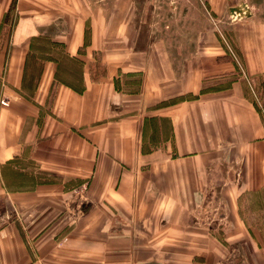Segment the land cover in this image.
<instances>
[{"label": "crops", "instance_id": "1", "mask_svg": "<svg viewBox=\"0 0 264 264\" xmlns=\"http://www.w3.org/2000/svg\"><path fill=\"white\" fill-rule=\"evenodd\" d=\"M199 1L186 53L148 0H0V264H264V21Z\"/></svg>", "mask_w": 264, "mask_h": 264}, {"label": "rangeland", "instance_id": "2", "mask_svg": "<svg viewBox=\"0 0 264 264\" xmlns=\"http://www.w3.org/2000/svg\"><path fill=\"white\" fill-rule=\"evenodd\" d=\"M150 2V6L147 7V12H150V18L153 19V21H149L148 23H152L150 27L153 30V33L156 34H162L166 36L168 33H166L162 28L167 29L168 32H173L172 34L168 35L167 42L171 44L172 47H179L185 49V52H190L191 49H195L197 47L196 39L194 36L192 37V27H187L186 21L183 23H160V21H163L169 16L182 14V8H176V6L170 7L169 5H166V2L171 1L176 2V0H148ZM199 1V0H198ZM148 2V3H149ZM151 2L152 6H151ZM200 2V1H199ZM248 3L250 4V12H247L244 14L243 19L246 18L249 13H252L254 15V18L257 20L264 21V0H248ZM174 3L173 5H175ZM200 7H197L199 12H197V9L195 7L194 11L196 14H199V24H200V32H201V45L204 43V37L209 34L212 30V28L218 29L219 33H222V35H218V41L221 43V47L224 50H234L235 49V42L233 41V36L228 33L230 31L231 23L230 21L234 20L231 18L226 17V20L230 21H224L221 23H218L214 19H212L211 14L208 13L206 8L204 7L203 3H199ZM177 10V14H175ZM191 11L189 7H184L183 14L187 15V13ZM144 11H142L143 14ZM240 17H237L236 20H238ZM148 25V24H147ZM207 31V32H206ZM180 34V35H179ZM196 36V32H195ZM252 99L256 102L260 110L262 111V114H264V76L259 78H255V83L253 87L250 90Z\"/></svg>", "mask_w": 264, "mask_h": 264}, {"label": "trees", "instance_id": "3", "mask_svg": "<svg viewBox=\"0 0 264 264\" xmlns=\"http://www.w3.org/2000/svg\"><path fill=\"white\" fill-rule=\"evenodd\" d=\"M225 58H227V57H219L218 59L221 61L222 59H225ZM231 77V79L230 80H227L225 83H223V84H218V85H216V86H209V87H204V88H202V92L203 91H206V90H208V89H217V88H219V87H221V86H225V87H229L231 84H232V82H234L237 78H238V76L235 74V75H232V76H230ZM194 97H196V96H194Z\"/></svg>", "mask_w": 264, "mask_h": 264}, {"label": "built area", "instance_id": "4", "mask_svg": "<svg viewBox=\"0 0 264 264\" xmlns=\"http://www.w3.org/2000/svg\"><path fill=\"white\" fill-rule=\"evenodd\" d=\"M251 83H252V87H253V85H254V83H255V80H251Z\"/></svg>", "mask_w": 264, "mask_h": 264}]
</instances>
